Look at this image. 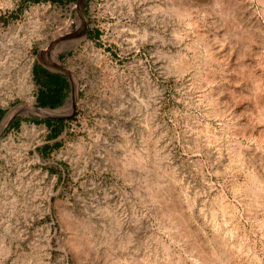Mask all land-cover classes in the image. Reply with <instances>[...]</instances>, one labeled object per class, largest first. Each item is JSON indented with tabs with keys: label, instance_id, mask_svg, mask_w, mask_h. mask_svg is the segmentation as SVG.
I'll return each mask as SVG.
<instances>
[{
	"label": "rangeland",
	"instance_id": "rangeland-1",
	"mask_svg": "<svg viewBox=\"0 0 264 264\" xmlns=\"http://www.w3.org/2000/svg\"><path fill=\"white\" fill-rule=\"evenodd\" d=\"M82 5L0 0V109L73 87L47 156L0 133V264H264V0Z\"/></svg>",
	"mask_w": 264,
	"mask_h": 264
},
{
	"label": "crops",
	"instance_id": "crops-1",
	"mask_svg": "<svg viewBox=\"0 0 264 264\" xmlns=\"http://www.w3.org/2000/svg\"><path fill=\"white\" fill-rule=\"evenodd\" d=\"M48 4H52L55 7H59L64 10V14H67L66 11H71L73 8L75 10V6L78 3V0H41ZM83 1L82 9H84ZM90 0H87L89 3ZM84 13V12H83ZM69 14V13H68ZM67 14V15H68ZM68 15V19L70 20ZM71 22V21H70ZM74 30L75 27H74ZM83 36L87 40L93 39L94 32L90 27L87 26L85 32H83ZM58 57V56H57ZM54 59V58H53ZM62 57H59L60 60ZM30 75L32 81L34 83V89L32 91V100L30 101V107L48 110V109H59L62 107L67 99L72 97V83L67 73L63 72L61 69L50 68L47 65L42 63H34L30 69ZM59 113L61 111H58ZM31 117L18 119L14 117V119L21 121V123H25L30 121L31 125L34 127H38V130L42 133L41 144L42 146L38 148V154L40 156H47L51 153L53 149V145L56 144V139L59 134L60 126L63 122H67L72 119L73 114L67 115L66 119L61 118L59 115L54 116H45L42 114L31 113ZM37 119L39 123L33 124L32 120ZM68 123V122H67ZM17 127V124H16ZM16 127L13 123L8 124L7 130H14ZM5 129V130H6ZM59 131V132H58Z\"/></svg>",
	"mask_w": 264,
	"mask_h": 264
},
{
	"label": "water",
	"instance_id": "water-1",
	"mask_svg": "<svg viewBox=\"0 0 264 264\" xmlns=\"http://www.w3.org/2000/svg\"><path fill=\"white\" fill-rule=\"evenodd\" d=\"M63 72L67 73L66 71L62 70ZM68 75V73H67ZM73 90V87H72ZM73 93V92H72ZM26 112H30V113H39L45 116H54L53 114L56 113V111L54 109H48V110H43V109H38V108H34V107H29L27 110H23V111H17V112H13L11 114L8 113H4L1 118H0V133L2 132V130L7 127L9 121L16 117L17 115H22V116H29L27 115Z\"/></svg>",
	"mask_w": 264,
	"mask_h": 264
},
{
	"label": "bare ground",
	"instance_id": "bare-ground-1",
	"mask_svg": "<svg viewBox=\"0 0 264 264\" xmlns=\"http://www.w3.org/2000/svg\"><path fill=\"white\" fill-rule=\"evenodd\" d=\"M27 107H28V105H26ZM23 106H17L16 108H13V109H11L10 110V112L8 113V114H11V113H13V112H15V111H17V110H20L21 108H22ZM23 154V153H22ZM25 156V155H24ZM17 157V156H16ZM21 157V156H20ZM26 157V156H25ZM140 158V157H139ZM21 159V158H20ZM27 160V159H26ZM17 162V161H16ZM138 162H140V160H138ZM18 164V163H17ZM21 183V182H20ZM22 185V184H21ZM17 186H19V185H17ZM22 187V186H21ZM24 187H26V186H24ZM9 196H10V199H9V201L7 202V204H10V209L15 205V203H16V198H15V195H12V193L11 194H9Z\"/></svg>",
	"mask_w": 264,
	"mask_h": 264
},
{
	"label": "trees",
	"instance_id": "trees-1",
	"mask_svg": "<svg viewBox=\"0 0 264 264\" xmlns=\"http://www.w3.org/2000/svg\"><path fill=\"white\" fill-rule=\"evenodd\" d=\"M3 113H4V112L0 109V118H1V116L3 115ZM32 122H33L34 124L39 123V121H38L37 119L32 120ZM13 125L16 127V122H15Z\"/></svg>",
	"mask_w": 264,
	"mask_h": 264
},
{
	"label": "flooded vegetation",
	"instance_id": "flooded-vegetation-1",
	"mask_svg": "<svg viewBox=\"0 0 264 264\" xmlns=\"http://www.w3.org/2000/svg\"><path fill=\"white\" fill-rule=\"evenodd\" d=\"M15 122H16V124H18L19 120H16V119L12 118V119L9 121L8 124H11V123L14 124Z\"/></svg>",
	"mask_w": 264,
	"mask_h": 264
}]
</instances>
